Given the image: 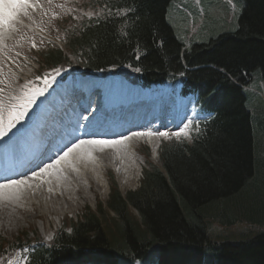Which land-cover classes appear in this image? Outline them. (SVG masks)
<instances>
[{
	"label": "trees",
	"instance_id": "16d2710c",
	"mask_svg": "<svg viewBox=\"0 0 264 264\" xmlns=\"http://www.w3.org/2000/svg\"><path fill=\"white\" fill-rule=\"evenodd\" d=\"M172 1L84 0L85 16L63 26L66 51L48 45L40 63L181 83L210 117L193 122L189 137L164 140L160 164L147 152L135 190L121 192L112 176L105 204L50 242L0 234V264L20 252L19 264H264V121L256 127L246 107V88L264 82V0H237L235 30L189 43L167 20ZM106 4L120 15L109 16ZM215 220L226 231L238 221L263 227L223 240Z\"/></svg>",
	"mask_w": 264,
	"mask_h": 264
},
{
	"label": "rangeland",
	"instance_id": "374dc122",
	"mask_svg": "<svg viewBox=\"0 0 264 264\" xmlns=\"http://www.w3.org/2000/svg\"><path fill=\"white\" fill-rule=\"evenodd\" d=\"M82 0H41L33 9H29L27 25H15L13 31L0 37V81L3 85L10 89L20 91L21 87L31 81L30 87L33 89H43V95L35 98L34 103L30 106L27 115L13 129H21L26 125L30 117H35L36 113L43 107L49 94L53 92V88L57 86V80L61 74L50 77L49 71L43 72L45 80L37 82V71L40 69L38 64L39 56L42 50L46 49L49 44L57 45L65 49L62 39L64 32L61 25H65L66 21L73 24L72 19L81 18L84 9L80 6ZM242 5L237 0H173L167 9V20L174 29L176 36L183 42L189 43V40L199 42L207 41L211 37H215L222 32H230L237 28L238 17L241 12ZM41 8L40 12L34 13V9ZM203 9V11H201ZM43 10V11H42ZM36 32H41L43 37L37 36ZM193 36V37H192ZM191 38V39H190ZM35 44V47H33ZM77 71H82L78 69ZM10 74L9 78L4 75ZM1 84V85H2ZM247 103L246 107L251 112L256 127L260 126L264 121V89H260L256 83L246 88ZM159 106H155L151 111L158 113ZM192 112V109L190 110ZM194 115L187 113L182 122L174 129L163 127L152 131L153 133L167 132L169 139L175 137L172 133L179 131L185 124H189ZM135 131H133L134 133ZM144 144H137L138 140H134L133 148L122 149L123 155H131L126 163L132 169V176L128 178L126 175H120V164L105 161L104 170L102 171L103 186L95 185L92 190L87 180H82L84 197L76 195L74 185H66L65 198L49 194L43 203L49 206L60 208L57 213L46 211L43 215H36L31 219H20V213H16L19 219L16 225H4L0 223V233L7 239H14L20 235L25 239L23 233H28L27 237L35 240L38 237L45 240L52 238L53 231L59 228L64 222H71L81 215L82 211L87 208L96 210L97 203H105L109 197L111 189V177L118 184L120 190L125 193L139 187L142 179V169L144 162V147H148L151 152L150 159L159 163L158 149L161 140L164 137L160 135H152L147 137ZM107 140L105 138H98ZM120 169V170H119ZM121 176V180L119 179ZM30 201L39 202V199L31 197ZM27 209L34 211L35 206L26 205ZM11 210H13L10 207ZM10 210V212H11ZM214 232L222 233L221 239L226 240V234H231V240H241L240 233L243 229L249 228L254 230L249 234L251 237L255 234V230L263 227L260 223L249 221H238L233 223V229H227L226 223L215 220ZM214 238V235H213Z\"/></svg>",
	"mask_w": 264,
	"mask_h": 264
},
{
	"label": "snow or ice",
	"instance_id": "6c2138e0",
	"mask_svg": "<svg viewBox=\"0 0 264 264\" xmlns=\"http://www.w3.org/2000/svg\"><path fill=\"white\" fill-rule=\"evenodd\" d=\"M197 3L200 0H196ZM35 7L29 0H0V37L9 34L14 30L15 25L21 22V17H26L28 10ZM109 16H119L120 11L115 13L111 11L109 5H105ZM203 11V9H201ZM35 47V44H33ZM57 73L59 70H55ZM41 79V77H37ZM47 84V77H43ZM31 81L25 83L18 94L5 93L0 89V139L7 136L27 115L30 106L34 103L35 98L43 95V89H33L30 87ZM190 124H185L179 131L172 133L177 139L189 137ZM160 135L169 138V133L151 131L146 133L134 132L133 136H152ZM130 139L128 135H123L119 140H100V139H77L71 142L69 146L61 150V153L39 166V170H33L31 176L22 175L18 178H3L0 182V202L5 204L15 203L20 200L22 190L25 187H31V181L42 179L45 176H51L53 173L63 175L67 169L78 171V165L91 159L96 151L103 152L108 147L122 145ZM51 190V189H50ZM48 239H51L49 236ZM30 251V249H26ZM8 264H11L9 261Z\"/></svg>",
	"mask_w": 264,
	"mask_h": 264
},
{
	"label": "bare ground",
	"instance_id": "6f19581e",
	"mask_svg": "<svg viewBox=\"0 0 264 264\" xmlns=\"http://www.w3.org/2000/svg\"><path fill=\"white\" fill-rule=\"evenodd\" d=\"M28 14L26 17H24L25 19L28 18ZM4 76L6 78H9L10 74H6ZM111 81L114 82L111 84V90H114L115 86L121 87L123 85L124 78L122 76L113 77L111 78ZM2 83L3 81L1 79L0 89H4L5 93H12V94L19 93V90L10 89L8 86L3 85ZM98 90L99 89H97L96 87L92 93L96 94ZM153 105H155V103H153ZM98 110L99 108L97 109L96 113L99 112ZM154 121H155V116H152L148 122L150 123ZM123 135H128L130 139L126 140L122 145L108 147L103 152L100 151L94 152L93 157L91 159L86 158L84 162L78 165V171L67 169L63 175H58L56 173H53L51 176H45L42 179L32 180L31 181L32 186L26 187L22 190L19 201L11 204H5L3 202H0V223H3L4 225L6 224L16 225L19 219L17 218V215H15V212L17 214L20 213L21 220L22 218L31 219L36 215H43V213H45L46 211L51 212V214L57 213L58 209L60 208L49 206L47 203H43V201L46 199V196H48L49 194L65 198L67 200V195H65V190L67 189L65 188L66 185H74L76 195L80 196L81 198L84 197V192H83L84 186L82 184V180L88 181L91 190L95 185H100L102 187L104 181L102 179L101 169L104 170V164L105 161L107 160L112 163H119L121 169V170L119 169L120 175L121 176L126 175L128 178H130L133 173L130 166L126 163V160L131 158V155L130 156L123 155L122 149H126V147L127 149L133 148V143L134 140H136V137L133 136L131 132H127L107 140H119ZM91 137L93 136L85 137V138L79 137L78 139H84V140L93 139ZM50 160L47 161L46 163L50 162ZM34 170L38 171L39 166L36 167V169ZM22 175H28L30 177L31 172H26ZM120 175H119V179L121 180L122 178ZM31 197H34L35 199H39V202L37 203L34 201H30ZM26 205L35 206L34 211L28 210ZM10 207L13 210H11Z\"/></svg>",
	"mask_w": 264,
	"mask_h": 264
}]
</instances>
